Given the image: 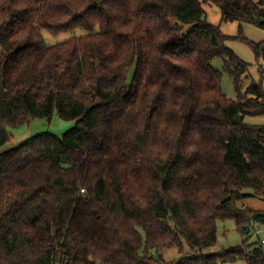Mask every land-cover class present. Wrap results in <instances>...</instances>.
I'll return each instance as SVG.
<instances>
[{"label": "trees", "instance_id": "obj_1", "mask_svg": "<svg viewBox=\"0 0 264 264\" xmlns=\"http://www.w3.org/2000/svg\"><path fill=\"white\" fill-rule=\"evenodd\" d=\"M206 2L264 28V0H0V149L37 120L76 121L0 152V264H168L169 246L199 253L171 264H264V210L238 206L264 200V125L245 122L264 89L244 90L249 64ZM226 220L242 245L213 252Z\"/></svg>", "mask_w": 264, "mask_h": 264}, {"label": "rangeland", "instance_id": "obj_2", "mask_svg": "<svg viewBox=\"0 0 264 264\" xmlns=\"http://www.w3.org/2000/svg\"><path fill=\"white\" fill-rule=\"evenodd\" d=\"M205 12H206V20L209 23L217 25L220 27L221 31L230 36V39L226 42V45L234 51V53L243 61L249 64L248 71L242 77L243 80V88L244 90L252 82L261 83L262 88L264 89V53L257 57L255 51L251 48L249 44L242 40L243 37L247 38L249 41H253L255 43H262L261 49H264V28L258 24L249 23V22H238V21H222V13L219 6L216 4L206 2L203 4ZM83 30H76L73 32L62 33L58 36H53L48 32H44L45 37L51 43H55L58 41H64L69 39L73 35H81L83 34ZM242 37V38H241ZM263 47V48H262ZM264 52V50H263ZM223 59H215L213 61V66L222 71V81L221 87L222 91L227 95V97L231 99L238 98V92L234 85V79L224 70ZM130 80L133 77V70L130 71ZM245 122L249 125H264V115L260 116H246ZM76 121L71 120H62L58 117L57 114L53 116L51 121H42L37 120L32 122L30 125H25L19 129L13 130V137L8 144L0 149V152L7 150L13 146H16L28 138L44 132H51L56 134H62L66 130L70 129L75 125ZM238 206L241 208H251L256 210H264V200L260 198H250L247 200L239 201ZM259 235H256L254 231L251 232V241L252 243L259 242L264 239V225H261L259 228ZM243 242V235L237 229L236 224L233 220H226L224 222H220L218 224V242L213 252H222L223 250H228L232 247L240 246ZM262 248L264 251V243L262 244ZM164 256L168 264L170 262H175L181 256H195V254H199L196 252H191L190 250H186L185 252H181L179 254L178 248L176 246H169L163 249ZM226 264V263H225ZM233 264H248L246 260L239 259L237 262Z\"/></svg>", "mask_w": 264, "mask_h": 264}, {"label": "built area", "instance_id": "obj_3", "mask_svg": "<svg viewBox=\"0 0 264 264\" xmlns=\"http://www.w3.org/2000/svg\"><path fill=\"white\" fill-rule=\"evenodd\" d=\"M251 223H252L253 227L256 228V232H255V234H256V235H259V230L257 229V226H258V225H257L255 222H251ZM261 242L264 243V239H262Z\"/></svg>", "mask_w": 264, "mask_h": 264}, {"label": "water", "instance_id": "obj_4", "mask_svg": "<svg viewBox=\"0 0 264 264\" xmlns=\"http://www.w3.org/2000/svg\"><path fill=\"white\" fill-rule=\"evenodd\" d=\"M249 231H250V228H248V231H247V233H249Z\"/></svg>", "mask_w": 264, "mask_h": 264}]
</instances>
